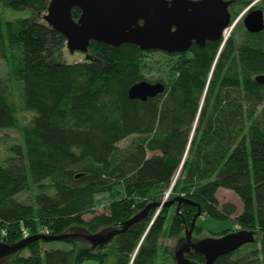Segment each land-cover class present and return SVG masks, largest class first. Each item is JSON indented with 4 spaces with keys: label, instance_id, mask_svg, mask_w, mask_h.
<instances>
[{
    "label": "trees",
    "instance_id": "trees-1",
    "mask_svg": "<svg viewBox=\"0 0 264 264\" xmlns=\"http://www.w3.org/2000/svg\"><path fill=\"white\" fill-rule=\"evenodd\" d=\"M249 2L233 0L229 11ZM47 3L0 0L4 9L29 12L0 18V57L8 66V76L0 77V129H19L21 138L0 162V242L16 243L24 231L26 237H77L65 239L66 248L31 241L7 264H154L160 237L183 233L197 207L181 202L168 225L170 208L155 214L152 207L104 247H91L78 234L119 227L162 202L168 188L169 198L199 204L194 230L202 231L201 217L233 222L216 236L254 232L255 241L213 264H264V84L255 80L264 74V29L241 27L224 41L162 52L169 79L153 81L145 77L148 55L130 43L91 41L90 60L52 63V50L65 38L41 19ZM71 13L77 18L80 10ZM12 80L21 82L23 107L35 112L24 125L9 96ZM140 80L165 89L145 101L129 98V87ZM219 188L232 191L241 210L220 203ZM98 194L110 198L107 214H96ZM172 253L164 250L176 264ZM190 259L204 262L195 252Z\"/></svg>",
    "mask_w": 264,
    "mask_h": 264
},
{
    "label": "water",
    "instance_id": "water-1",
    "mask_svg": "<svg viewBox=\"0 0 264 264\" xmlns=\"http://www.w3.org/2000/svg\"><path fill=\"white\" fill-rule=\"evenodd\" d=\"M232 2L233 0H48L41 19L64 36L65 45L70 52L88 53L90 42L97 41L113 47L130 43L144 51L175 54L187 52L192 44L203 47L206 41L222 39L223 31L231 21L229 6ZM255 2L247 7L242 18L244 28L249 32L264 29L263 10L253 7ZM74 7L80 10L77 18L71 13ZM255 80L264 84V74L256 76ZM164 89L162 82L140 80L129 87L127 94L131 99L145 101L162 93ZM174 202H177L176 209H179L181 202L197 207L189 228L185 226L187 240L173 253L176 264H194L185 257V253L190 250L204 257L202 264H213L219 256L232 253L242 245L255 241L253 231L239 229L192 242L191 233L201 214V208L199 204L180 196L148 204L119 227L95 233H79L78 236L91 247H104L115 235L124 232L145 216L152 207L169 206ZM73 237L77 236L71 233H39L13 244L0 242V260L15 254L34 240L55 241Z\"/></svg>",
    "mask_w": 264,
    "mask_h": 264
},
{
    "label": "rangeland",
    "instance_id": "rangeland-1",
    "mask_svg": "<svg viewBox=\"0 0 264 264\" xmlns=\"http://www.w3.org/2000/svg\"><path fill=\"white\" fill-rule=\"evenodd\" d=\"M256 1V2H255ZM255 2L253 4V7H258L263 10V15H264V0H250V2L239 8L237 5L230 9L229 12H234L237 10V13L233 18H231V22L229 23L228 27L226 28V31L223 33V39L228 38V36L236 30V33L239 32V28L243 27V14L247 7ZM29 12L28 10H22V11H12L8 9H4L0 6V18L2 19H8L11 18L12 16H28ZM245 29V28H244ZM6 41V40H5ZM7 43V42H6ZM91 52L88 51V53H84L81 51H74L70 52L69 49L65 44H62L52 50V54L50 57V61L52 63H75V62H81V61H88L90 60L88 57H90ZM147 59L151 61L152 63L150 64L151 67L145 70V77L150 78L151 80L155 81L156 79L162 78L168 80L169 75L167 74V70L164 69V55L160 51H152L147 53ZM91 58V57H90ZM157 62V63H154ZM159 67V68H158ZM8 76V66L6 62L0 57V77H6ZM12 88L10 91V99L14 102L15 108H16V116L18 119V122L20 125L26 124L34 115L35 112L32 110H27L23 107V101H22V86L21 82L17 80H12ZM21 138H20V131L19 129H0V162L4 164V161H2L6 156L10 154L9 147L14 144V143H20ZM130 142V139H124L119 143L120 147H123L127 145ZM170 195V188H168L164 194L162 199L165 201L170 200L169 198ZM216 197L220 203L229 201L232 202L236 205L238 210H241V202L239 198L230 190L225 189V188H219L216 192ZM97 198V204L95 207L96 214H104L108 212V202L110 201V198L108 197L107 194H98L96 195ZM163 207V206H162ZM162 207H157V210L155 214H157ZM170 208V213L168 216L167 220V225L170 221V217L172 216L174 212V208L177 207V202L172 203L169 206H165ZM92 217V215H86L84 217L85 220H89ZM197 223L203 228L201 230H194L191 233L190 240L192 242L199 240L204 237H218L216 236L213 232H219L223 229L226 228H232L233 227V222L231 220H213V219H207L204 220V218H199ZM235 227V226H234ZM195 228V226H194ZM236 228V227H235ZM230 232V231H229ZM221 236V235H220ZM185 237V230L183 233L170 237L167 235H162L159 239V253L157 260L154 264H172L171 263V258L170 256H165L164 255V250L167 248L168 250H174L176 249L177 245L181 243H185L186 241ZM46 248H66L68 247V243L65 242L64 240H56V241H51L48 242L45 245ZM10 258V255L7 256L5 259L2 261L0 260V264H7L8 260ZM83 264H95L94 262L91 261H86Z\"/></svg>",
    "mask_w": 264,
    "mask_h": 264
},
{
    "label": "flooded vegetation",
    "instance_id": "flooded-vegetation-1",
    "mask_svg": "<svg viewBox=\"0 0 264 264\" xmlns=\"http://www.w3.org/2000/svg\"><path fill=\"white\" fill-rule=\"evenodd\" d=\"M143 53H144V55H145V53L147 54V53H149V52H152V51H155V50H152V51H144V50H141ZM183 244L184 243H179L178 245H177V247H181V246H183ZM177 247H176V249H177ZM174 251H175V248H174V250H172V252L174 253ZM172 253V254H173ZM192 254V251L190 250L188 253H185V257H188L189 259H190V255ZM190 260H192V259H190ZM2 261V260H1Z\"/></svg>",
    "mask_w": 264,
    "mask_h": 264
},
{
    "label": "built area",
    "instance_id": "built-area-1",
    "mask_svg": "<svg viewBox=\"0 0 264 264\" xmlns=\"http://www.w3.org/2000/svg\"><path fill=\"white\" fill-rule=\"evenodd\" d=\"M226 31V29L223 31V33ZM24 238L27 236V233H26V231H24Z\"/></svg>",
    "mask_w": 264,
    "mask_h": 264
},
{
    "label": "crops",
    "instance_id": "crops-1",
    "mask_svg": "<svg viewBox=\"0 0 264 264\" xmlns=\"http://www.w3.org/2000/svg\"><path fill=\"white\" fill-rule=\"evenodd\" d=\"M13 17H14V16H12L11 18H13ZM11 18H10V19H11Z\"/></svg>",
    "mask_w": 264,
    "mask_h": 264
}]
</instances>
